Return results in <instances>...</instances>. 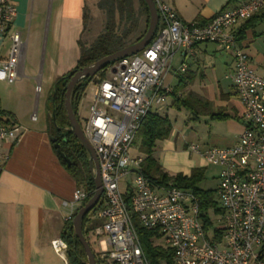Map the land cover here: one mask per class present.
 <instances>
[{"label":"built area","instance_id":"1","mask_svg":"<svg viewBox=\"0 0 264 264\" xmlns=\"http://www.w3.org/2000/svg\"><path fill=\"white\" fill-rule=\"evenodd\" d=\"M154 3L158 26L153 39L139 53L103 70L89 116L83 125L79 123L94 150L102 184L103 207L95 214L99 224L92 231L97 264H147L136 225L157 234L153 244L171 251L169 264H264V75L255 71L233 30L264 11V0H244L202 25L184 22L161 0ZM16 14L13 0H0L1 32ZM9 41L8 57L0 62V81L11 84L18 79L24 43L17 32L9 35ZM201 43L214 44L232 56L233 68L226 78L243 106L245 123L232 147L203 151L197 145L188 147L189 153L220 169L216 200L222 215L211 217L209 233L204 231L192 192L152 183L141 172L143 157L128 155L153 104L162 105L172 92L164 76L174 57L192 56ZM20 136L21 127L0 113V175L8 158L1 150L15 146ZM129 175L130 188L122 191L120 184ZM124 194L129 195L127 202ZM87 197L77 188L71 200L62 202L65 223L72 221ZM51 247L56 255L66 256L67 244L61 238L53 240Z\"/></svg>","mask_w":264,"mask_h":264},{"label":"crops","instance_id":"2","mask_svg":"<svg viewBox=\"0 0 264 264\" xmlns=\"http://www.w3.org/2000/svg\"><path fill=\"white\" fill-rule=\"evenodd\" d=\"M161 1L184 22L202 25L244 0ZM13 2L16 17L0 31V62L8 57L12 32L20 34L24 46L18 79L11 84L0 81V113L21 127V136L15 146L1 150L8 158L0 175V264H68L67 253L64 258L56 255L51 242L62 238L66 224L62 202L71 200L77 187L51 141L52 97L57 80L77 64L86 1ZM246 22L237 24L234 33L255 71L264 75V11ZM182 66L184 71L180 72ZM232 68V56L209 43L197 44L192 56L179 53L174 57L164 83L172 91L179 90V98L192 101L193 111L183 109L187 119L199 125L198 132L191 143L179 137L168 114L172 102L166 103L172 95H167L164 105H158L165 113L157 114L169 119L172 131L167 140L157 143L153 156L161 149L169 154L174 150L187 152L190 145L203 151L236 144L245 123L243 106L226 78ZM33 114L35 120H31ZM197 157L200 164L207 163Z\"/></svg>","mask_w":264,"mask_h":264},{"label":"trees","instance_id":"3","mask_svg":"<svg viewBox=\"0 0 264 264\" xmlns=\"http://www.w3.org/2000/svg\"><path fill=\"white\" fill-rule=\"evenodd\" d=\"M138 2L139 8L136 10L133 0H99L97 8L105 15L103 31L89 44H84L82 41L79 42L80 52L76 66L66 76L57 80L53 91L52 111H54V121L51 119V125L54 127L55 132L51 133V138L54 140L53 146L58 145V148L54 147V151L65 170L73 178L76 187L83 189L87 193L88 197L82 205L92 196L94 184L88 167L87 156L81 145L68 130L69 122L64 106L66 85L74 72L92 65L101 58L137 42L143 37L148 26V10L142 0H138ZM84 12H86V9H84ZM142 16L145 17L143 32L136 39L130 40V37L137 30ZM252 19L248 20L246 24ZM83 23L85 28V13ZM239 35L237 34V37ZM99 76L103 77V71L99 72ZM92 79H83L75 85L72 91L71 107L76 117L80 100L87 84ZM178 91L174 90L171 92L173 98L171 107L176 111H180L183 108L193 111L192 101L189 98H179L177 96ZM193 113L195 114V112ZM171 131L172 125L166 116L149 112L144 118L133 140V142L135 140L138 142L139 151L144 155L141 172L145 178L154 184H159L166 188L176 187L183 190H192L190 192L197 197L199 202V218L203 223L204 231L209 233V230L213 227L211 217L221 216L222 212L217 206L216 191L199 190L195 187L203 179V170L195 169L189 176H170L162 170L153 157V150L157 143L167 140ZM124 198L127 202L129 195L124 194ZM102 207L103 199L101 198L94 209L95 212L101 210ZM87 216L83 219V234L96 259V252L93 250L96 244L92 231L99 224V221L95 220L89 227H86ZM136 232L147 264L170 263L171 251H165L153 244V240L157 236L156 233L149 232L138 225H136ZM61 239L67 244L68 264H87L85 252L75 237L71 222L65 224ZM96 262H98L97 259Z\"/></svg>","mask_w":264,"mask_h":264},{"label":"rangeland","instance_id":"4","mask_svg":"<svg viewBox=\"0 0 264 264\" xmlns=\"http://www.w3.org/2000/svg\"><path fill=\"white\" fill-rule=\"evenodd\" d=\"M86 1V24L84 28V34L82 35V42L84 44H89L92 42L102 31L105 24V15L97 8V3L99 0H85ZM134 7L136 10L139 8L138 0H133ZM145 26V17L142 16L138 25L136 32L130 37V40L136 39L142 32ZM107 77V75H105ZM101 78L99 73L87 84L86 89L83 93L82 99L80 100L78 110H77V119L81 125H83L84 120H86L89 116V107L92 102L93 91L98 80ZM173 101L172 97H168L166 103H171ZM165 103V104H166ZM164 105V103L162 104ZM151 111L153 113H161L164 114V110L158 109V105L155 103L152 106ZM168 114L172 125L175 130H177L179 137L186 143H191L194 139L193 136L198 132V124L191 122L187 119L186 110L182 109L180 111H176L172 108H168ZM55 129L51 126V133H54ZM128 155L131 158L136 157H144V155L139 151V144L135 140L129 146ZM156 158H155V157ZM153 157L159 163L162 170L166 172L168 175H183L189 176L193 170L200 169L203 170V179L200 183H198L195 187L199 190L205 191H216L218 187V175L220 172L219 167L212 166L210 164L205 163L204 161L201 164L198 162V157L195 154H191L185 150H174L169 152V154H165L159 150L157 154ZM158 158V159H157ZM132 183V177L127 176L120 184V189L122 191H126L130 188ZM192 191V190H188ZM95 210H92L87 216L86 227H89L95 220ZM215 217V216H214ZM215 222H213L214 225ZM161 241V239H159ZM94 252H96V246L93 247Z\"/></svg>","mask_w":264,"mask_h":264},{"label":"water","instance_id":"5","mask_svg":"<svg viewBox=\"0 0 264 264\" xmlns=\"http://www.w3.org/2000/svg\"><path fill=\"white\" fill-rule=\"evenodd\" d=\"M148 10V26L143 37L135 43H132L125 48L118 50L110 55H107L100 60L96 61L90 66L84 67L76 72L69 78L66 85L64 94V106L66 109V115L69 122V132L72 134L74 139L81 145L86 156L87 163L94 184V192L90 199L77 211L74 218L71 221V225L75 234L76 239L81 244L87 259V264H97L95 256L86 241L83 234V219L95 209L100 199L102 198V184L100 180L99 166L94 153V150L85 139L81 130L79 121L76 114L73 112L71 107V95L76 84L83 79H92L99 72L103 71L106 67L113 64L114 62L130 57L142 51L153 39L157 31L158 26V13L154 0H142ZM52 119L54 121V111H52ZM52 143L54 140L51 138ZM58 148V145H54Z\"/></svg>","mask_w":264,"mask_h":264}]
</instances>
